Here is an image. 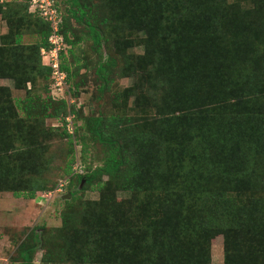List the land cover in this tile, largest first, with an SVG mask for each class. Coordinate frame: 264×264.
Masks as SVG:
<instances>
[{
  "label": "rangeland",
  "instance_id": "obj_1",
  "mask_svg": "<svg viewBox=\"0 0 264 264\" xmlns=\"http://www.w3.org/2000/svg\"><path fill=\"white\" fill-rule=\"evenodd\" d=\"M113 1L119 3L77 0L81 7L91 9L96 21L107 20L103 27L97 25L106 38L97 49L84 23L70 19L69 2L57 4L61 13L68 8L65 30L72 43L63 58L69 70L67 101L62 100L65 106L57 111L51 103L59 100L49 96L37 64L39 20L25 12L17 0H5L3 4H10L0 8V264H21L25 249L33 250L31 264H264L263 191H222L218 196L209 188L210 192L187 195L178 190L184 181L179 170L166 162L160 172L142 177V183L135 180L130 191L120 190L119 177L97 178L92 182H100L97 190L77 183V175L88 174L104 158L103 150L85 129L90 118L114 116L122 122L137 121V129L149 133L148 147L129 140L127 122L111 128L125 138L121 142L133 152L143 149L147 153L149 148L164 154L167 128L180 133L178 109L161 103V79H165L158 76L161 79L153 86L146 74L149 65L141 70L140 63L145 56L154 60L152 50L156 46L161 49L159 40L171 31L175 42L188 44L190 28L178 25L176 16L181 12L173 16L164 10L148 36L121 22ZM137 1L142 0L131 1L134 8ZM219 1L264 13V0ZM255 26L258 28L257 22ZM180 31L187 37H179ZM148 41L153 44L146 45ZM228 50H222L226 58ZM261 50L264 53V42ZM107 58L114 59L115 67L100 79L96 69ZM128 64L135 69L134 75L127 73ZM192 72L194 89L183 91L174 78L170 100L210 97L214 89L201 92L199 86L213 77L212 66L203 68V74ZM260 74L264 76V71ZM66 117L73 129L71 135L65 134ZM76 163L78 168L73 170ZM263 181L260 177L258 183ZM215 187L217 191L220 185ZM31 191L33 199L13 196ZM226 207L236 213L226 217ZM212 211L214 216L218 214L212 217L214 227Z\"/></svg>",
  "mask_w": 264,
  "mask_h": 264
},
{
  "label": "trees",
  "instance_id": "obj_2",
  "mask_svg": "<svg viewBox=\"0 0 264 264\" xmlns=\"http://www.w3.org/2000/svg\"><path fill=\"white\" fill-rule=\"evenodd\" d=\"M59 1L55 0L56 4H60ZM131 1L119 0L118 4L113 1L114 6L119 8L120 21L138 28L146 35L158 24L157 18L164 10L171 11L173 16L181 12V15L176 16L178 25L182 24L183 28L186 26L190 28L191 39L187 38L188 44L179 40L175 42V36L170 37L173 33L171 31L170 35H165V38L159 40L162 48L156 46L152 50L154 60L145 56V61L140 63L141 70L147 69L149 65L150 71L147 70L146 74L153 86L161 79L158 76L165 79V82L161 79L163 89L161 103L164 102L165 107L171 105L173 110L178 109L176 126L180 129V133L167 128L164 154L153 153L149 148L147 153L143 149L133 152L134 150L130 151V146H125L124 142H121L125 138L115 135L111 128L127 122L129 140L135 145L140 142L141 146L148 147L149 133L141 128L137 129V121L127 119L122 122V119L114 116L90 118L85 129L91 140L103 150L104 158L102 164L93 168L88 174L77 175L75 177L77 183L84 180L82 183L84 187L97 190L101 188L100 182L92 183L97 178L119 177L120 190L130 191L134 189L133 185L136 182L142 183V177L147 178L157 171L160 172L161 164L166 162L173 170H179L184 181L179 184L178 190L187 195H195L199 191L210 192L209 188L218 196L222 191L233 193L247 191L251 194L264 192V181L258 183L259 178L264 177V76H260V72L264 71V53H261L264 25H259L264 13L260 15L254 7L241 10L236 3L228 5L219 0H202V2L142 0L137 1L135 8ZM68 2L69 9L64 5L66 7L62 10L61 26V34L68 49L60 55V69L66 74V84L69 80V70L63 64V58L71 51L72 44L67 40L65 30L68 15L74 22L84 23L92 45L96 49L106 41L97 30V25L103 27L107 22L106 19L96 21L91 9L81 7L77 0H61L62 4ZM18 4H21L27 12L25 0H21ZM2 5L0 8L6 6ZM66 9L69 10H67L68 15ZM36 19L41 24L37 46L39 51L46 46L49 28L43 20L38 17ZM256 22L258 28L255 26ZM218 23H221V32ZM184 32L180 31L178 36L181 37ZM227 35L230 36L227 38ZM211 39L212 43H210ZM151 44L153 43L148 41L146 45ZM227 47L229 58L222 54L223 48ZM123 52L120 51V55L123 56ZM37 64L46 79L45 89L48 92L49 69L42 65L40 56L37 58ZM211 66L213 77L199 86L201 92H208L207 89L210 87L214 89L211 94L209 92L210 97L206 95L202 99L177 98V101L168 98L170 86L173 85L172 79L176 78V83H180L183 91H191L195 87L192 70L194 72L199 70L203 74L202 69ZM114 67V59L107 58L105 63L97 67L96 73L100 79H103L105 75L103 73L109 72ZM237 67H240L241 71H237ZM231 70L232 72L228 73ZM126 71L134 75L135 69L128 64ZM51 102L53 101L49 100V103ZM54 103L55 111L58 107L65 106L62 100L51 104ZM48 106L50 105L47 104L46 108ZM45 117L49 116L45 115ZM69 171L70 167L67 168L66 173L68 174ZM256 175L258 177L254 180ZM178 178L181 179V176ZM217 185L220 187L215 191L216 187H213ZM214 192L211 193L212 197ZM69 195L71 199V192ZM13 196L24 199L34 198L32 191L26 195L15 192ZM209 213L214 227L215 218L212 217H217L218 214L215 212L214 216L213 211ZM235 213L234 209L225 208L226 217H232ZM32 255L31 249L21 251V264H31Z\"/></svg>",
  "mask_w": 264,
  "mask_h": 264
},
{
  "label": "built area",
  "instance_id": "obj_3",
  "mask_svg": "<svg viewBox=\"0 0 264 264\" xmlns=\"http://www.w3.org/2000/svg\"><path fill=\"white\" fill-rule=\"evenodd\" d=\"M4 1L0 0V5ZM25 3L27 12L43 20L49 28L46 46L39 49L42 65L49 69V96L52 100H56L57 97V100L67 101L66 74L60 69V55L68 49L61 34L62 13L55 0H25ZM63 122L65 131L72 134L69 117L64 118ZM77 168L76 163L72 169ZM59 187L62 185L60 184Z\"/></svg>",
  "mask_w": 264,
  "mask_h": 264
},
{
  "label": "water",
  "instance_id": "obj_4",
  "mask_svg": "<svg viewBox=\"0 0 264 264\" xmlns=\"http://www.w3.org/2000/svg\"><path fill=\"white\" fill-rule=\"evenodd\" d=\"M83 182H84V180H81L80 184H82ZM67 196H69V195H67Z\"/></svg>",
  "mask_w": 264,
  "mask_h": 264
}]
</instances>
